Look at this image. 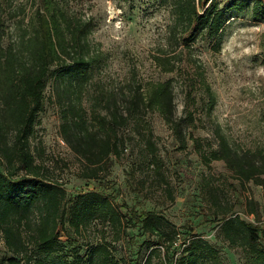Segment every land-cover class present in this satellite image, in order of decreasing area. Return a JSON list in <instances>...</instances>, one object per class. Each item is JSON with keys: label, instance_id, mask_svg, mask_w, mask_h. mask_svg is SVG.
<instances>
[{"label": "trees", "instance_id": "trees-1", "mask_svg": "<svg viewBox=\"0 0 264 264\" xmlns=\"http://www.w3.org/2000/svg\"><path fill=\"white\" fill-rule=\"evenodd\" d=\"M38 2L31 14L24 6L15 7L12 0H0V229L13 254L0 264H127L116 256L114 243L135 227L149 237V253L134 264H225L215 243L184 234L158 211L125 209L101 188L71 196L52 177L40 146L43 142L34 144L40 114L50 99L59 103L62 137L79 158L80 177L86 180L109 176L115 159L123 158L131 139L137 137L171 203L177 196L165 174L151 114L163 118L182 150L193 143L206 166L223 161L240 184L253 182L263 190L264 147L237 146L217 122L213 128L217 143L195 134L202 117L212 119L217 105L199 60L193 65L192 88L200 89L202 96L190 92L182 114L172 80L148 87L139 83L120 90L102 88L90 95L95 70L103 63L102 52L91 40L93 20L73 14L68 0ZM162 2L172 21L166 46L154 61L167 74L183 69L201 38L212 41V49L220 52L232 18L251 14L255 21L264 22V0ZM190 107L201 114L197 116ZM132 126L131 134H126ZM213 178L204 177L202 195L218 223L216 239L237 251L244 264H264V222L258 203L251 199L247 205L254 221L234 214V204ZM94 228L104 234L111 231L113 239L104 236L99 242H86L83 238Z\"/></svg>", "mask_w": 264, "mask_h": 264}, {"label": "rangeland", "instance_id": "rangeland-1", "mask_svg": "<svg viewBox=\"0 0 264 264\" xmlns=\"http://www.w3.org/2000/svg\"><path fill=\"white\" fill-rule=\"evenodd\" d=\"M13 5L26 7L33 14L39 7L38 0H12ZM73 14L92 19L95 27L91 34L94 46L102 52L103 63L95 70L90 95L99 89H122L139 83L172 80L175 85L179 114L190 102L189 93L202 96L201 90L192 88L195 61L205 67V77L217 95L213 118L202 117L195 134L205 141L217 143L213 128L221 124L224 132L237 146L243 148L264 147V22H257L251 14L232 18L223 33L220 52L212 49V41L201 38L187 55V62L177 73H164L154 61L159 49L166 46L168 25L172 18L162 0H68ZM190 62L191 65L187 64ZM51 94V87L49 95ZM53 95V93H52ZM90 107V98L86 101ZM192 106V105H191ZM199 116L197 107H190ZM61 108L50 99L40 114L37 127L38 142L44 148L45 162L52 177L64 185L71 196L81 191L100 189L107 191L118 204L138 210H154L167 216L184 234H197L221 250L225 264H244V259L224 242L216 239L217 225L213 213L203 200L204 177L213 176L214 184L226 191V199L235 206L234 214L248 221V201L258 203L264 222V190L251 182H238L223 161L206 166L196 153L193 143L182 150L171 129L158 114L150 120L157 135L160 156L165 163V174L177 196L171 203L157 182L142 150V143L134 139L127 146L123 158L115 159L111 173L105 179L86 180L80 177L81 162L61 134ZM201 111V108H200ZM199 118V117H198ZM131 128L126 134H131ZM131 136V135H130ZM256 207L257 204H254ZM124 240L114 243L115 254L125 258L127 264L143 262L148 255L149 237L138 227L128 229ZM113 233L91 229L83 238L86 242H99ZM13 254L7 248L0 229V260Z\"/></svg>", "mask_w": 264, "mask_h": 264}]
</instances>
